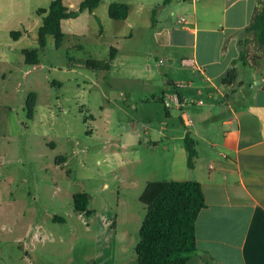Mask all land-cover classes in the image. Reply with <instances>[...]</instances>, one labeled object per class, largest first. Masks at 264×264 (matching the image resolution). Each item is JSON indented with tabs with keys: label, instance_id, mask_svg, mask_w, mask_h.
<instances>
[{
	"label": "rangeland",
	"instance_id": "1",
	"mask_svg": "<svg viewBox=\"0 0 264 264\" xmlns=\"http://www.w3.org/2000/svg\"><path fill=\"white\" fill-rule=\"evenodd\" d=\"M50 3L0 0V264H115L136 256L146 182L190 174L183 156L171 163L161 141L156 149L147 145L153 130H183L180 110L170 104L165 117L159 101L168 85L163 65L180 60L169 61L148 40L164 22L155 20L159 6L141 15L149 16L136 21L145 28L140 36L134 28L129 39V28L124 22L115 26L99 3L103 21L90 22L84 49L56 47L51 35L39 48L37 30ZM111 46L119 53L108 72L78 61L108 59ZM147 47L156 50L134 52ZM24 48H38L37 64L25 62ZM234 63L240 76L243 66L239 59ZM109 76L124 80L109 86ZM129 76L148 81L142 89L129 88ZM77 192L90 195L89 214L74 208Z\"/></svg>",
	"mask_w": 264,
	"mask_h": 264
},
{
	"label": "crops",
	"instance_id": "2",
	"mask_svg": "<svg viewBox=\"0 0 264 264\" xmlns=\"http://www.w3.org/2000/svg\"><path fill=\"white\" fill-rule=\"evenodd\" d=\"M80 1L63 0V3L75 9ZM114 1L128 5L126 18L109 17L108 5ZM100 4L115 26L124 22L129 28V39L134 37V28L138 29L139 36L144 30L145 27L140 28L136 23L138 19L141 21V15L159 6L155 20L164 22L151 30L148 40L152 39L155 48L166 53L169 61L175 56L180 60V63L163 65L161 72L168 85L161 90L159 101L167 117L170 112L169 105L165 104L166 96L170 93L179 96L181 104L173 107L180 110L178 119L183 130L178 128L174 135L166 134V127L153 130L147 145L156 149L157 142L161 141V149L168 153L171 163L179 156L187 161L183 138L187 134L192 137L195 154L192 166L188 167L190 174L174 180L193 179L202 187L205 205L195 219L196 246L216 264H264V68L257 73L240 60L245 26L250 21L255 0H169L165 3L163 0H101ZM147 18L142 17V21ZM92 21H103L96 7L92 11L83 10L75 17L62 18V44L84 49L87 43L82 38ZM102 31L100 25L97 35L101 36ZM113 34L120 37L116 30ZM153 48L134 52L152 55ZM117 53L119 48H115L112 60ZM236 59L243 66L242 73L235 74L230 83H223L232 67L236 73ZM109 70L110 66L103 71ZM108 78L111 79L109 86L115 79L124 80ZM125 79L129 88L142 89L148 81L143 76ZM183 80L187 84L181 83ZM181 112L190 117L189 125L182 122ZM115 264L138 263L135 256ZM185 264L206 262L197 253Z\"/></svg>",
	"mask_w": 264,
	"mask_h": 264
},
{
	"label": "trees",
	"instance_id": "3",
	"mask_svg": "<svg viewBox=\"0 0 264 264\" xmlns=\"http://www.w3.org/2000/svg\"><path fill=\"white\" fill-rule=\"evenodd\" d=\"M101 0H81L75 9L67 7L63 0H51L48 12L41 16L37 30L39 48L46 44L47 35L54 38L56 47L60 46L64 34L60 26L62 18L75 17L83 10L92 11ZM169 0H163V3ZM109 17L124 19L128 14V5L124 2H111L107 9ZM39 14L45 9L38 10ZM14 37L19 31H12ZM245 38L242 41L240 60L243 64L255 68L259 73L264 68V0H255L254 10L249 23L245 26ZM108 59L83 58L78 61L93 70H107L114 56L115 47L111 46ZM28 64L38 63V48L22 50ZM235 77L232 67L223 78L230 83ZM33 98L27 101L28 114L34 106ZM187 150V165L192 166L195 154L193 139L188 134L183 138ZM90 195L86 192L73 194V205L78 211L87 214ZM139 200L145 213L139 227V239L135 245L138 264H185L194 254L200 253L206 264H216L212 258L196 246L195 219L204 207V193L200 183L193 179L151 180L147 181Z\"/></svg>",
	"mask_w": 264,
	"mask_h": 264
},
{
	"label": "built area",
	"instance_id": "4",
	"mask_svg": "<svg viewBox=\"0 0 264 264\" xmlns=\"http://www.w3.org/2000/svg\"><path fill=\"white\" fill-rule=\"evenodd\" d=\"M199 102H202L201 100H199ZM165 104L168 106L170 104H174L179 106L181 104V101L179 99V96L176 93H170L166 96V100H165ZM181 119L182 122L185 125H189L191 122L190 117L187 115L186 112H181Z\"/></svg>",
	"mask_w": 264,
	"mask_h": 264
}]
</instances>
